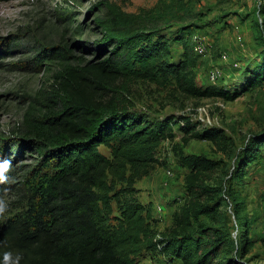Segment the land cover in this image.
Returning a JSON list of instances; mask_svg holds the SVG:
<instances>
[{
	"label": "trees",
	"instance_id": "trees-1",
	"mask_svg": "<svg viewBox=\"0 0 264 264\" xmlns=\"http://www.w3.org/2000/svg\"><path fill=\"white\" fill-rule=\"evenodd\" d=\"M200 1L156 0L129 12L104 0L93 56H57L49 89L24 114L40 159L23 182L25 205L0 221V264H139L148 253L181 264H255L243 188L264 159V126L237 146L221 127L139 108L133 91L172 77L173 90L189 97L230 101L264 84V29L253 65L229 86L196 83L191 39L205 13ZM175 43L182 50L172 59ZM191 139L209 140L220 156L184 152ZM165 141L186 171L182 202L159 228L135 182L155 168Z\"/></svg>",
	"mask_w": 264,
	"mask_h": 264
},
{
	"label": "rangeland",
	"instance_id": "rangeland-1",
	"mask_svg": "<svg viewBox=\"0 0 264 264\" xmlns=\"http://www.w3.org/2000/svg\"><path fill=\"white\" fill-rule=\"evenodd\" d=\"M102 1L0 0V164L6 161L9 164L3 173L6 179L0 180V205L3 206L0 221L25 205L23 182L40 159L39 153L27 141L24 114L28 106L49 89L52 72L59 67L58 55L63 54L73 62L93 56L95 40L100 36L96 18L104 12ZM110 1L134 12L140 7L151 6L156 0ZM200 5L205 13L196 21L191 41L205 43L206 52L197 56L196 83H213L209 71L216 64L220 73L214 83L229 86L242 68L253 65L261 48L264 14L260 9L264 2L201 0ZM181 50L180 43L173 44L172 59L178 58ZM223 52L227 55L225 60L220 59ZM48 56H51L50 60ZM172 79L169 77L166 83H135L136 105L157 117L189 115L201 127L195 108L201 103L207 104L212 125L224 129L237 146L264 126V84L227 101L214 97H189L173 90ZM179 137L177 131L173 141H179ZM171 145L172 142H163L155 168L135 182L139 188L138 199L152 202L159 228L170 223L172 211L184 196L186 169L177 164ZM99 150L109 155V148L105 145H100ZM183 150L203 153L211 158H218L221 154L209 140L191 139ZM259 163L250 167L243 193L247 197L248 216L254 222L250 235L257 240L251 250L256 254L251 262L264 264V244L259 240L264 235V160ZM158 205L163 207L161 213L157 211ZM114 213L117 214L115 206ZM139 264H181V261L169 262L161 255L148 253L140 258Z\"/></svg>",
	"mask_w": 264,
	"mask_h": 264
},
{
	"label": "built area",
	"instance_id": "built-area-1",
	"mask_svg": "<svg viewBox=\"0 0 264 264\" xmlns=\"http://www.w3.org/2000/svg\"><path fill=\"white\" fill-rule=\"evenodd\" d=\"M261 1V0H259ZM192 46H193V50L197 55H202L206 52V44L201 42V41H197V40H193L192 42ZM227 58V55L225 52L220 54V59L225 60ZM220 73V70L218 68V66L215 64L213 67L210 68L209 71V78L213 81V83L215 82V78L218 76V74ZM196 113L198 114V121L200 126H205V125H212L211 122V118L208 114V106L207 104H199L196 106L195 108ZM168 142V141H167ZM161 210H163V207L158 205L157 206V211L159 213H161Z\"/></svg>",
	"mask_w": 264,
	"mask_h": 264
},
{
	"label": "clouds",
	"instance_id": "clouds-1",
	"mask_svg": "<svg viewBox=\"0 0 264 264\" xmlns=\"http://www.w3.org/2000/svg\"><path fill=\"white\" fill-rule=\"evenodd\" d=\"M8 162H4L3 164H0V180H5L6 177L3 175L4 171L8 169ZM0 211H3V206L0 205Z\"/></svg>",
	"mask_w": 264,
	"mask_h": 264
},
{
	"label": "crops",
	"instance_id": "crops-1",
	"mask_svg": "<svg viewBox=\"0 0 264 264\" xmlns=\"http://www.w3.org/2000/svg\"><path fill=\"white\" fill-rule=\"evenodd\" d=\"M263 160H264V159H263ZM257 165H259V164H257ZM257 165H256V166H257ZM247 178H248V177H247Z\"/></svg>",
	"mask_w": 264,
	"mask_h": 264
}]
</instances>
